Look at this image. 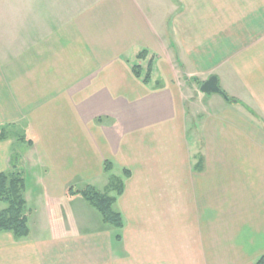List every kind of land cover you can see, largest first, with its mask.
<instances>
[{
    "label": "crops",
    "instance_id": "crops-1",
    "mask_svg": "<svg viewBox=\"0 0 264 264\" xmlns=\"http://www.w3.org/2000/svg\"><path fill=\"white\" fill-rule=\"evenodd\" d=\"M228 13L264 23V0H0V126L28 132L19 159L15 134L0 141V173L16 162L25 177L30 228L22 238L0 232V264H256L264 77L240 69L236 46L207 31ZM135 48L155 55L162 87L135 76ZM213 75L246 106L203 93ZM106 160L131 172L115 204L121 240L67 193L77 178L97 188ZM56 200L71 220L44 233Z\"/></svg>",
    "mask_w": 264,
    "mask_h": 264
},
{
    "label": "trees",
    "instance_id": "trees-1",
    "mask_svg": "<svg viewBox=\"0 0 264 264\" xmlns=\"http://www.w3.org/2000/svg\"><path fill=\"white\" fill-rule=\"evenodd\" d=\"M156 57L150 54V50L146 48H135L134 52L128 59L135 76L144 84L152 89L162 87V80L156 66ZM144 62V64L141 63ZM225 97L230 103L246 104L235 97L229 96L225 92ZM6 129H0V141L9 137ZM20 140L26 138L19 137ZM11 171L0 173V203H5L6 207L0 209V232H12L17 238L26 237L30 233L29 219L25 212L26 200L24 198L25 177L17 170L16 164ZM114 164L111 160L105 161V171L111 172ZM125 176H130L129 169L124 168ZM124 179L113 176L109 185L104 192L97 189L91 184H87L82 188L68 187L69 196H82L92 207H94L101 215L105 224L117 228L119 231L116 235L118 240L122 239L121 230L125 227L124 215L115 208L118 196L124 192ZM112 192L114 194H112ZM256 264H264V255L261 256Z\"/></svg>",
    "mask_w": 264,
    "mask_h": 264
},
{
    "label": "rangeland",
    "instance_id": "rangeland-1",
    "mask_svg": "<svg viewBox=\"0 0 264 264\" xmlns=\"http://www.w3.org/2000/svg\"><path fill=\"white\" fill-rule=\"evenodd\" d=\"M191 7H199L198 5H193ZM224 18L221 20L216 19L212 20L210 23L212 24L210 28H207V31L212 32V36L216 35L218 39H221L222 46L227 43H231L234 47L236 46V57L239 62V68L242 69L245 73L252 74V72L255 73V75H258L259 78L264 77V23L263 22H250L246 20H242L245 15L244 14H238V15H231L223 14ZM230 17H238L237 20L230 19ZM207 39V38H206ZM214 40V39H213ZM130 58V57H129ZM237 79H241V77H236ZM259 80V79H258ZM239 81V80H238ZM238 85V84H237ZM244 90L243 85L236 88L238 91L240 89ZM241 93V91H240ZM243 93V92H242ZM189 126L191 124V120L188 121ZM0 129H6L9 133V135L15 134L18 138V142L16 141L14 145V150L17 155H15L14 160L16 158L19 159L22 151L25 150L27 147V141H22L19 139V137H23L25 135H28V132L25 130L23 126H17L15 128H12L10 126H0ZM17 140V139H16ZM17 159V160H18ZM16 163V162H15ZM116 164V167L112 170L110 173H102L97 178V180L94 182V184L97 186V188L104 192L105 185L112 179L113 176L121 177L124 179V172L122 168H119ZM27 175V179L29 182V195L30 193L37 192L36 187L34 185V178L37 180V172L36 169H29V174ZM25 175V176H26ZM90 184V182H84V180H81L80 178H77L71 183L70 186H73L74 188H82L85 185ZM34 202L31 203L33 205ZM47 208L45 212L49 213L50 217L52 219H49L46 223V229L43 228L44 224L42 225V232L44 230V233H54L59 228L58 226L61 225V223H68L71 220V214L68 212L67 209L68 203L64 201V203H61V201L56 200V202L53 203H47ZM6 204L0 203V209H3ZM116 209L118 206H116ZM119 209V208H118ZM120 210V209H119ZM45 212H40L41 214H44ZM69 213V215H68ZM47 215V214H46ZM126 221V220H125ZM109 230L111 233L116 236L119 232L117 228L113 226H109ZM38 229L33 228L34 233H38ZM122 232V230H121Z\"/></svg>",
    "mask_w": 264,
    "mask_h": 264
},
{
    "label": "water",
    "instance_id": "water-1",
    "mask_svg": "<svg viewBox=\"0 0 264 264\" xmlns=\"http://www.w3.org/2000/svg\"><path fill=\"white\" fill-rule=\"evenodd\" d=\"M200 89L205 94L217 93L224 97L226 96L225 91L222 89V87L219 84V78L216 75H213L210 78H208L206 81H204Z\"/></svg>",
    "mask_w": 264,
    "mask_h": 264
}]
</instances>
